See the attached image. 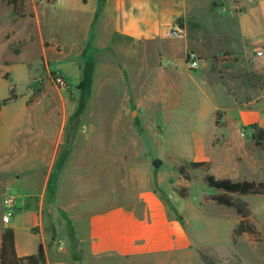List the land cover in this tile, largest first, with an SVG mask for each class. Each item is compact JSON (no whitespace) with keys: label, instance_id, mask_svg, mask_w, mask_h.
Segmentation results:
<instances>
[{"label":"crops","instance_id":"0c3cea01","mask_svg":"<svg viewBox=\"0 0 264 264\" xmlns=\"http://www.w3.org/2000/svg\"><path fill=\"white\" fill-rule=\"evenodd\" d=\"M18 1L23 14L31 20L36 38L50 41L51 52L44 51L51 54L50 61H67L76 66L78 73L74 85H79L85 78L124 81L125 116L132 114L131 104H136V113L148 110L143 103L149 97L154 98L155 105H160L158 98L176 100L183 91L185 79L208 75L201 88L203 95L208 96L218 86L227 99L224 105H212L207 100L198 116L200 119L202 114L210 115L215 129L212 137L205 141L195 130L190 157L172 153L165 158L179 163L181 160L207 162L214 167L211 175L215 178L244 180L236 178V168L243 164L252 168L253 163L252 158L245 159L246 163L237 161V153L247 150L245 142L236 135L245 128L246 135L251 133L248 128L251 124L264 130V97L247 101L236 99V88L241 85L242 92H250V88L236 78H221L212 68V58L228 53L255 70L264 71V0ZM10 33L12 40L28 36L27 31L14 27ZM257 51H261V55H257ZM189 52L194 53L197 60L196 69H189L185 63ZM220 66L232 65L222 63ZM141 75H145V79L152 78L153 85L146 82L141 86L143 83L133 81ZM2 108L0 242L3 230L10 228L14 232L17 257L34 255L40 248L45 258L43 264H67L61 253L55 254L54 261L50 258L44 237L45 220L50 219L58 225L62 220L60 209L74 203L61 194V173L54 183H49L56 161L64 160L59 147L61 136L45 139L53 152L44 153L40 148L43 138L33 142V137L19 138V145L17 142L13 150V124L2 118ZM217 112L222 113L218 125L215 121ZM77 127L81 129L68 142L63 168L69 169L70 176L77 170L97 174L98 167L102 173V159L107 158L105 139L95 136L93 124ZM132 134L129 130L117 136L113 142L116 146L112 148L119 154L116 158L124 159L129 150L137 154L141 141ZM28 140H32L31 153L27 152ZM93 161H96V168ZM106 167L104 172L107 174ZM63 189L69 196L76 191L70 186ZM5 195L15 198V212L7 224L1 220ZM139 200L140 214L130 207L106 204L89 212L87 239L82 249L86 264H91L92 258L110 263L123 259L160 260L173 253L184 258L188 255L191 240L185 225L169 216L160 194L146 189L139 193ZM216 210L224 213L220 205H216Z\"/></svg>","mask_w":264,"mask_h":264},{"label":"rangeland","instance_id":"374dc122","mask_svg":"<svg viewBox=\"0 0 264 264\" xmlns=\"http://www.w3.org/2000/svg\"><path fill=\"white\" fill-rule=\"evenodd\" d=\"M13 1L15 9L11 4ZM30 21L26 13L23 14L18 0H0V100L13 97L2 108V118L13 124V150L17 142L19 145V138L33 137V142L43 138L40 148L44 153L53 152L45 139L52 136H61L62 139L59 147L64 160L56 161L49 183H54L61 173V194L74 203L60 209L62 220L58 225L55 226L50 219L45 220L44 237L46 249L51 252L50 258L54 261L55 254L61 253L67 264H86L82 249L87 239L89 212L106 204L130 207L140 214L139 193L150 189L160 194L169 216L185 225L191 240L188 255L184 258L173 253L160 260L123 259L110 263L92 258L91 264H264V195L240 197L249 206L250 221L257 236L244 233L233 243L232 230L238 217L232 208L224 206H221L224 213L217 212V204L207 198L215 191L205 185L203 178L211 174L214 167L192 169L186 160L179 163L165 158L172 153L190 157L195 130L205 141L212 137L215 129L210 115L202 114L200 119L198 116L207 100L212 105H224L227 99L218 86L208 96L203 95L201 88L208 75L185 79L183 91L176 100L158 98L160 105H155L154 98L149 97L143 103L148 110L136 113V104H131L132 114L125 116L124 81L85 78L79 85H74L78 73L76 66L67 61H50L51 54L44 51L51 52V43L47 39L36 38ZM12 27L27 31L28 36L12 40ZM144 76H136L133 81L143 83L141 86L146 82L153 85L152 78L145 79ZM236 79L251 90L242 92L240 85L234 92L236 99L247 101L264 97V79ZM221 116V112L216 113V125ZM83 124H93L95 136L105 139L107 158L102 159V173L98 167L97 174L89 175L87 170L81 173L77 170L70 176L69 169L63 168L68 142L81 129L77 126ZM129 130L141 141L137 154L129 150L124 159L116 158L119 154L112 151L116 146L113 142L118 135ZM236 136L245 142L247 150L237 153V161L246 163L248 158H252L253 163L252 168L246 164L237 167L236 178L264 181V148L261 146L264 141L257 145L253 132L244 137L237 132ZM31 143L32 140H28L26 144L30 153ZM157 161L160 164L154 166ZM95 162L93 167L96 168ZM179 168H182V173H179ZM65 186L75 187L74 195H67L63 189ZM185 191L187 196L182 198L180 194Z\"/></svg>","mask_w":264,"mask_h":264},{"label":"trees","instance_id":"16d2710c","mask_svg":"<svg viewBox=\"0 0 264 264\" xmlns=\"http://www.w3.org/2000/svg\"><path fill=\"white\" fill-rule=\"evenodd\" d=\"M11 4L15 9L14 1ZM190 55V52L186 54V64L189 62ZM222 63H231L232 66L221 68L220 65ZM212 68L217 71L221 78L227 76L229 78H241L249 81H262L264 79V71L255 70L250 65H246L236 58L231 57L228 53H224L220 57H213ZM12 100L13 97L11 96L0 100V108L6 106ZM248 128L254 133V137L257 139V145H260L261 140L264 141V130L260 129L256 124H251ZM261 146L264 148V143ZM153 164L157 166V164H160V161ZM187 166L192 169H207L209 163L189 162ZM178 171L182 173V168H179ZM203 182L207 187L215 191L214 194L209 195L207 198L217 205L232 208L238 217V222L232 230V242L235 243V238L244 233L253 237L257 236V231L250 221L251 212L249 206L240 197L246 195H264V181H233L229 178H215L211 174H206ZM180 196L182 198L186 197L187 191L180 194ZM202 259L205 260L204 257ZM44 262L45 258L40 248L34 255L17 257L13 230L10 228L3 230L0 242V264H43Z\"/></svg>","mask_w":264,"mask_h":264},{"label":"built area","instance_id":"2783aa9c","mask_svg":"<svg viewBox=\"0 0 264 264\" xmlns=\"http://www.w3.org/2000/svg\"><path fill=\"white\" fill-rule=\"evenodd\" d=\"M256 54L261 55V51H257ZM187 66L189 69H196L197 60L195 59L193 54L190 55L189 62L187 63ZM246 133H247L246 128L240 130L241 136L244 137L246 135ZM2 206H3V213H2L1 220L4 224H7L12 219L14 212H15V198L11 195H5L3 200H2Z\"/></svg>","mask_w":264,"mask_h":264}]
</instances>
